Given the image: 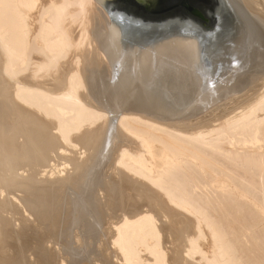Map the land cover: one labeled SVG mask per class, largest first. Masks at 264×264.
I'll return each mask as SVG.
<instances>
[{
	"label": "bare ground",
	"instance_id": "obj_1",
	"mask_svg": "<svg viewBox=\"0 0 264 264\" xmlns=\"http://www.w3.org/2000/svg\"><path fill=\"white\" fill-rule=\"evenodd\" d=\"M229 1L202 76L110 0H0V264H264V0Z\"/></svg>",
	"mask_w": 264,
	"mask_h": 264
},
{
	"label": "water",
	"instance_id": "obj_2",
	"mask_svg": "<svg viewBox=\"0 0 264 264\" xmlns=\"http://www.w3.org/2000/svg\"><path fill=\"white\" fill-rule=\"evenodd\" d=\"M108 13L125 40L135 45L192 38L202 76L214 72L246 28L229 0H110Z\"/></svg>",
	"mask_w": 264,
	"mask_h": 264
},
{
	"label": "rangeland",
	"instance_id": "obj_3",
	"mask_svg": "<svg viewBox=\"0 0 264 264\" xmlns=\"http://www.w3.org/2000/svg\"><path fill=\"white\" fill-rule=\"evenodd\" d=\"M222 104H223V103H221V104L219 103V105H216V107L221 106ZM221 110H222V109H221ZM221 110H220V111H221ZM220 111H217V112H220ZM217 112H216V113H217Z\"/></svg>",
	"mask_w": 264,
	"mask_h": 264
}]
</instances>
